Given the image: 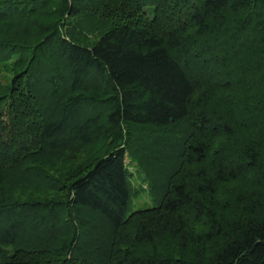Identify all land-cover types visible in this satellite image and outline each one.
<instances>
[{
  "label": "trees",
  "instance_id": "1",
  "mask_svg": "<svg viewBox=\"0 0 264 264\" xmlns=\"http://www.w3.org/2000/svg\"><path fill=\"white\" fill-rule=\"evenodd\" d=\"M106 1L0 0V264H264V190L217 198L264 180V0ZM97 140L65 199L16 193Z\"/></svg>",
  "mask_w": 264,
  "mask_h": 264
},
{
  "label": "rangeland",
  "instance_id": "2",
  "mask_svg": "<svg viewBox=\"0 0 264 264\" xmlns=\"http://www.w3.org/2000/svg\"><path fill=\"white\" fill-rule=\"evenodd\" d=\"M111 1L113 2V4H115L116 2L114 0ZM97 4L98 2L97 0H95L94 4L92 6H88V8H90L91 10L99 9V6ZM76 20L77 21H71V19H69L68 22L70 25L76 24L79 27L80 25L84 26V22L82 23L78 18H76ZM2 27L3 26L0 23V36H7V34L3 32L4 29ZM16 40L20 41L21 38L17 37ZM11 64L12 66L8 64L0 65V88H5L9 85L10 78L14 69L13 59L11 60ZM237 133H239L237 134L238 136L245 135L244 132L240 133L239 131ZM237 135L235 134L233 137H221L219 139H216L213 142V149H219L223 146L230 147V145L237 147L240 144L238 141H240L241 139L248 140L249 138L238 137ZM254 138L256 137H253V139ZM123 144L124 147L128 149V155L125 159V164L127 165L128 172H130L131 174V176L129 177V183L133 190L136 192L134 196H132V201L134 204L141 203L142 199H146L142 194L147 191L148 186L140 179V176L142 177V173L140 174L135 163L130 161V155L134 156L132 151L134 149V144H131V142H124ZM110 148L111 147L108 142L97 140L88 145L75 146L72 149L62 152L57 157L43 159L42 161L38 162L43 173L47 177V182L44 184L42 183L41 185L42 189L36 186L33 187V185L30 184L31 182L27 178H25L24 180H18L17 183H22L23 186L21 187L20 184H18L19 190H17L16 193H19V196L25 199L29 197H37L39 195L41 196V192H45V198L52 197L54 199L63 200L65 199L66 194L65 186L69 184V181L86 172L91 166H93L96 160L102 157L107 151L110 150ZM261 176V174L256 175L254 172L248 173L245 176L222 186L217 194L218 200L221 201V204L229 203V205H232V203L235 201L233 196L238 199L240 196H243L251 191L261 192L262 190H264V180L260 178ZM49 183L56 184V186L54 188L49 187L51 186ZM21 188H23V192L21 191ZM39 189H41V191H37ZM46 189H48L47 192L45 191Z\"/></svg>",
  "mask_w": 264,
  "mask_h": 264
}]
</instances>
